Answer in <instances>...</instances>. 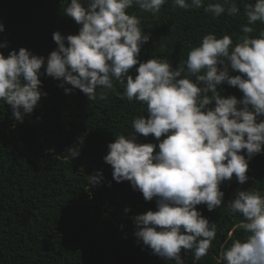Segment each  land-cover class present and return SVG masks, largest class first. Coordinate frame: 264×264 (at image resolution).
<instances>
[{
	"label": "trees",
	"instance_id": "obj_1",
	"mask_svg": "<svg viewBox=\"0 0 264 264\" xmlns=\"http://www.w3.org/2000/svg\"><path fill=\"white\" fill-rule=\"evenodd\" d=\"M0 264H264V0H0Z\"/></svg>",
	"mask_w": 264,
	"mask_h": 264
}]
</instances>
